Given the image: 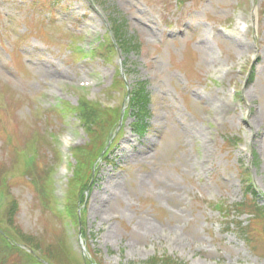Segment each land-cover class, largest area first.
<instances>
[{"label":"rangeland","instance_id":"obj_1","mask_svg":"<svg viewBox=\"0 0 264 264\" xmlns=\"http://www.w3.org/2000/svg\"><path fill=\"white\" fill-rule=\"evenodd\" d=\"M101 1L0 0V160L13 166L9 179L34 162L47 165L53 180L56 146L63 154L54 194L64 204L75 159L51 132L58 141L72 133L71 148L89 136L78 114L62 118L52 108L59 101L75 105L84 95L117 107L126 97L111 84L120 71L127 90L137 81L148 94L149 111L142 132L126 121L108 160L98 164L83 236L65 226L74 256L85 258L87 246L102 264H148L151 257L156 264L166 257L174 264H264L261 240L249 242L243 234L250 215L234 208L245 199L250 175L264 209V0H253V16L250 0ZM111 16L132 47L105 58L80 57L79 36L106 39ZM234 16L245 32L234 31ZM71 37L77 42L69 47ZM221 68L229 70L225 77ZM99 75L106 76L102 85L77 89L79 81ZM231 86L243 107L235 102L223 112L219 103ZM248 135L252 144L244 153ZM26 178L12 189L19 203L15 223L27 234L52 238L63 220L42 208Z\"/></svg>","mask_w":264,"mask_h":264},{"label":"trees","instance_id":"obj_2","mask_svg":"<svg viewBox=\"0 0 264 264\" xmlns=\"http://www.w3.org/2000/svg\"><path fill=\"white\" fill-rule=\"evenodd\" d=\"M94 1L100 2L101 0ZM111 17L109 18L114 41L106 38V41L101 42L96 48L98 53L99 51L112 50L115 45L124 50L132 47L130 41L124 36L125 32L122 24L119 23L120 20L115 17L111 19ZM137 95L132 94L130 108L137 118L136 128L143 129L145 124L142 123V120L149 111L147 108L149 97L139 95V103L136 99L134 100ZM66 108L75 111L80 116L89 136L87 142L73 149L77 163L74 176L70 178L68 183L67 205L64 214L65 217L69 218L76 231L78 232L80 229L81 233L84 234L86 230L85 211L82 208L78 213L77 204L80 202L81 206L83 202L84 191L91 179L92 164L114 130L119 119L120 108L104 109L98 103L91 102L84 97L79 100L77 105H70L67 102ZM8 142L10 143L11 140ZM27 164L28 166L22 169L18 179L14 176V178L9 179L8 174L13 175L9 172H14L13 166L7 168L5 162L0 160V197L2 198L0 201V264H102L89 249V258L77 259L71 249L66 246L65 232L62 229L58 230L53 227L51 238L27 234L15 223L19 204L12 194V189L16 183L26 181V177H29L27 181L34 190L42 208L51 212L55 209L52 205L53 200L50 192L49 167L47 165L41 167L39 164L36 166L34 162ZM216 208L225 213L230 211L224 206L217 205ZM234 208L238 212L250 215L243 234L249 242L255 241L258 237L261 240L260 247L264 249V209L259 206L253 196L248 195L245 196L244 201L236 203ZM56 215L62 216L57 212ZM160 260L162 264H174L170 257ZM157 261L156 257H151L148 264H156Z\"/></svg>","mask_w":264,"mask_h":264}]
</instances>
